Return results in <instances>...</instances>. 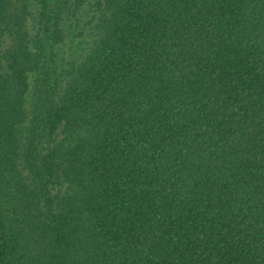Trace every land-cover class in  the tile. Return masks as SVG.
Segmentation results:
<instances>
[{
	"label": "trees",
	"instance_id": "1",
	"mask_svg": "<svg viewBox=\"0 0 264 264\" xmlns=\"http://www.w3.org/2000/svg\"><path fill=\"white\" fill-rule=\"evenodd\" d=\"M0 264H264V0H0Z\"/></svg>",
	"mask_w": 264,
	"mask_h": 264
}]
</instances>
